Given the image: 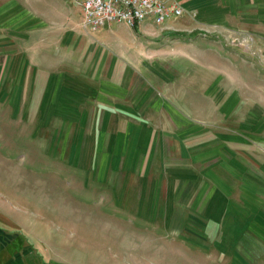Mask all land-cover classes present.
Segmentation results:
<instances>
[{
  "label": "rangeland",
  "instance_id": "374dc122",
  "mask_svg": "<svg viewBox=\"0 0 264 264\" xmlns=\"http://www.w3.org/2000/svg\"><path fill=\"white\" fill-rule=\"evenodd\" d=\"M222 1L231 27L105 35L70 4L10 27L0 184L12 206L83 244L113 240L115 264L130 238L140 264H264V0Z\"/></svg>",
  "mask_w": 264,
  "mask_h": 264
},
{
  "label": "crops",
  "instance_id": "0c3cea01",
  "mask_svg": "<svg viewBox=\"0 0 264 264\" xmlns=\"http://www.w3.org/2000/svg\"><path fill=\"white\" fill-rule=\"evenodd\" d=\"M175 1L179 2L184 9L183 16L170 20L165 26L146 22L136 28L155 30L173 27L179 28L184 33L186 30L199 28L198 26L231 27L229 24L233 20L227 19L226 14L227 12L233 14V10H230V7L222 0ZM66 4L73 5L69 0H0V38H3V34L10 27L15 33L26 25L49 22L52 11L64 9ZM73 6L77 9L76 15L82 27L81 9ZM189 12L195 14L194 17H189ZM115 25L124 24H112L94 33L106 35L107 30ZM10 199L11 196L3 192L0 184V264L117 263L113 240H107L106 244H102L103 241L98 243L97 240H91L88 245L83 244L76 236L68 238L66 226H46L43 223H35L31 216L32 212L18 211L17 207L12 206ZM139 246V240L126 239V258L124 259L126 261L121 262L119 258L121 264H140L139 260L134 258L138 256ZM99 247L103 250L99 251Z\"/></svg>",
  "mask_w": 264,
  "mask_h": 264
},
{
  "label": "built area",
  "instance_id": "2783aa9c",
  "mask_svg": "<svg viewBox=\"0 0 264 264\" xmlns=\"http://www.w3.org/2000/svg\"><path fill=\"white\" fill-rule=\"evenodd\" d=\"M82 12L83 29L95 32L112 24L131 28L151 22L165 26L170 20L184 15L175 0H69Z\"/></svg>",
  "mask_w": 264,
  "mask_h": 264
}]
</instances>
